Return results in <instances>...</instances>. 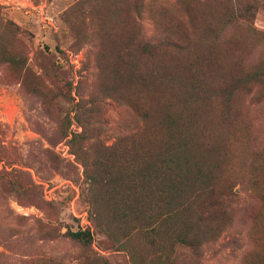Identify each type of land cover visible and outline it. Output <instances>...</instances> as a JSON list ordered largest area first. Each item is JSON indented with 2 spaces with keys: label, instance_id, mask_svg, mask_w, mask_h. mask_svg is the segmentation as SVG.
<instances>
[{
  "label": "rangeland",
  "instance_id": "1",
  "mask_svg": "<svg viewBox=\"0 0 264 264\" xmlns=\"http://www.w3.org/2000/svg\"><path fill=\"white\" fill-rule=\"evenodd\" d=\"M200 1L193 24L179 0H144L142 15H134L152 42L160 40L159 22L173 20L185 49L176 63L181 76L190 58L204 53L210 89L237 84L230 102L216 97L204 120L198 113L193 118L199 134H209L205 150L220 161L223 186L235 185L228 225L197 252L180 247L172 257L175 264H247L257 248L253 236L264 240V177L254 183L240 167L226 165L241 154L264 164V83H237L264 66V0ZM129 3L0 0V264H133V256L156 258L148 240H111L95 224L84 167L75 155L80 147L92 154L96 139L111 146L120 136L149 130L132 107L101 92L106 77L100 66L126 62L117 55L119 43L122 53L127 46ZM242 13L251 20L240 18ZM135 91L143 101V92ZM156 97L145 104L158 116L163 107ZM93 101L90 119L79 105L89 109ZM87 120L92 139L72 143ZM66 131L72 135L64 138ZM80 230L93 232L90 244L71 237Z\"/></svg>",
  "mask_w": 264,
  "mask_h": 264
},
{
  "label": "trees",
  "instance_id": "2",
  "mask_svg": "<svg viewBox=\"0 0 264 264\" xmlns=\"http://www.w3.org/2000/svg\"><path fill=\"white\" fill-rule=\"evenodd\" d=\"M129 2L127 46L122 53L119 43L121 53L117 55L118 61L126 62L100 66L102 78L106 77L101 92L132 107L149 130L120 136L111 146L96 139L92 154L80 147L75 155L84 167L95 224L111 240H148L156 258L146 262L133 256V264H175L172 254L178 248L188 247L197 252L203 242L218 239L228 225L229 204L237 196L235 185L223 186L222 165L212 161L205 150L209 134H199L200 126L196 128L193 118L199 114L204 120L209 102L216 97L230 102L237 84L210 89L204 53L190 58L184 67L186 76H181L176 63L185 49L182 41L175 38L173 20L165 16L159 22L160 40L147 41L134 19V15H142L144 0ZM179 2L191 24L199 20L196 5L203 4L202 1ZM240 18L251 20L244 13ZM107 58L103 55V60ZM255 81L264 83V66L237 83ZM135 90L143 92V101ZM155 96L163 107L158 116L145 104ZM96 104L93 101L89 109L82 104L79 107L92 119ZM81 123V133L72 135L66 131L64 138L72 135V143L90 141V120ZM226 166L240 167L254 178V183L264 177V164L248 162L245 154L237 163L234 160ZM70 235L84 245L93 239L91 230ZM253 239L257 248L247 264H264V246L259 248V242L264 240H255V235Z\"/></svg>",
  "mask_w": 264,
  "mask_h": 264
}]
</instances>
